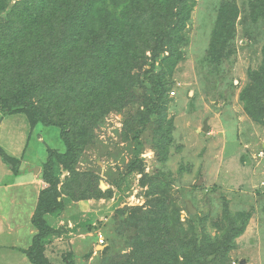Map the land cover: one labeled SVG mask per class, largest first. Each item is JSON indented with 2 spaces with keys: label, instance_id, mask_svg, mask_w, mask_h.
<instances>
[{
  "label": "rangeland",
  "instance_id": "1",
  "mask_svg": "<svg viewBox=\"0 0 264 264\" xmlns=\"http://www.w3.org/2000/svg\"><path fill=\"white\" fill-rule=\"evenodd\" d=\"M16 1L9 0V7ZM236 1L249 11V0ZM196 2L185 30V58L174 73L164 111L166 124L173 122L169 150L159 143L158 115L143 124L138 103L114 110L98 121L92 140L70 166L75 171L58 167L61 184L66 185L61 194L66 207L61 215L47 218L56 230L45 243V256L51 264H104L107 258L124 264L128 257L139 255L133 247L139 232L129 225V217L151 209L149 183L143 185V180H153L164 172L172 180L170 198H177L180 206L182 230L170 231L172 237L190 241L193 232L202 237L204 230L215 236L219 232L215 223L225 224L226 216L241 212L248 219L244 232L235 239L229 264H264V28L262 23L250 25L242 11L234 39L237 53L226 62L223 76L210 74L202 57L215 18L212 8L218 0ZM3 36L0 31L1 42ZM150 55L148 52L149 58L143 62L141 79L151 66ZM16 66L21 69L22 65ZM156 66L158 71L159 63ZM14 69V63L0 64V76L6 71L14 74ZM4 78L0 99L17 89L11 88L9 75ZM142 92L137 90L139 95ZM206 118L209 132L203 131ZM60 132L56 126L32 129L25 114L0 109L1 144L6 150H22L27 145L22 150L25 160L36 162L41 172L51 150L64 152L67 148ZM75 173L82 179L79 187ZM29 186L20 204V188L0 189V212L7 219L0 233V264H31L26 255L14 249V245L25 247L32 241L28 217L38 196H31L35 187ZM89 187L95 192L96 187L100 189L102 198H96L99 194L84 196ZM186 200L197 208L195 215L186 210ZM97 220L98 224L103 222L100 228H89ZM98 231L104 234V245L98 244Z\"/></svg>",
  "mask_w": 264,
  "mask_h": 264
},
{
  "label": "trees",
  "instance_id": "2",
  "mask_svg": "<svg viewBox=\"0 0 264 264\" xmlns=\"http://www.w3.org/2000/svg\"><path fill=\"white\" fill-rule=\"evenodd\" d=\"M196 3L19 0L10 8L9 0H0V31L4 34L0 41V64H15L14 74L6 71L4 75H9L11 88H17L0 99V109L25 114L32 129L59 127L67 147L64 152L51 150L43 165L46 186L31 219L36 233L24 252L31 264H51L45 256V243L56 230L47 218L61 215L66 207L61 195L66 185L61 184L58 167L63 165L70 170L104 116L138 103L143 124L151 123L153 116L158 115L159 143L169 150L173 122L168 120L166 124L164 111L174 73L185 58V30ZM213 7L211 13L215 18L202 62L210 74L223 76L226 62L237 53L234 39L242 11L250 25L257 27L262 23L264 28V0H249V11L247 6L243 10L236 0H218ZM148 52L151 66L141 79ZM4 75L0 76V88L7 79ZM261 81L264 84V78ZM138 89L143 90L142 95L137 93ZM0 155L18 175L20 160L1 147ZM167 157L168 152L163 160ZM76 179L72 184L76 182L79 187L82 179ZM171 181L165 172L153 180H143V185L149 183L151 209L129 217V225L139 232L133 245L139 255L128 257L124 264H229L230 253L236 248L235 239L244 232L247 216L230 213L227 223L214 224L219 231L215 236L204 230L202 237L193 232L190 241L178 240L170 235L174 229L182 230L178 199L170 198ZM101 192L97 187L96 192L89 187L84 196L99 194L96 198H102ZM102 224L97 220L89 228H100ZM192 227L195 228L194 224ZM167 236L171 237L167 240ZM108 261L109 258L105 259L104 264H115Z\"/></svg>",
  "mask_w": 264,
  "mask_h": 264
},
{
  "label": "crops",
  "instance_id": "3",
  "mask_svg": "<svg viewBox=\"0 0 264 264\" xmlns=\"http://www.w3.org/2000/svg\"><path fill=\"white\" fill-rule=\"evenodd\" d=\"M17 141H19V143L22 144L23 146L25 145L21 140H17ZM0 147L6 153L10 154L11 156L16 157L18 159L19 158L21 159L20 160L21 161V169L19 170V174L16 175L13 172L12 168L7 163H5V161L3 160L2 156L0 155V160L2 161V162H0V189L1 188L8 189V188L18 187V188H20L23 191L20 194H23V193H25L27 191V190H25V188L28 185H30L28 188H31V186L35 187V189H34L35 191L30 192L31 196H38L37 200H36V205L33 208H31V211L29 212V217L28 218H29V220H31L33 215H34L35 209L37 207V202H38V198H39L40 192L46 186L45 182L42 179L41 166H36L35 167L36 162L34 164L33 160L32 161H30L28 159L25 160V156L23 155V151L27 148V145L25 146V148L22 149L23 151L21 149L17 150L18 147L16 149L15 148L7 149L8 150L7 151L6 148L1 144V142H0ZM21 157H24V158H21ZM22 166H23V169H22ZM18 178H19V180L16 181V179H18ZM18 196H20V199H18L19 200L18 204H20V203H22L24 201L23 198L25 199L26 197H25L24 194H23V197L21 195H18ZM4 215L5 214L0 212V225H1V227H2L3 224L6 225L5 222H6L7 219L4 220L6 218V217H4ZM1 216L3 218V221L1 220ZM30 225H31L30 235L32 236V239H33V236L36 233V229L33 226L32 222H31ZM4 227H2L0 229V233L4 229ZM97 235H98V233H97ZM98 244H99V242H98ZM30 245H31V243L27 244L25 247H20L18 245H14V249H16L17 251L21 252L23 255H26L24 252L30 247ZM28 261L30 262L29 258H28Z\"/></svg>",
  "mask_w": 264,
  "mask_h": 264
},
{
  "label": "water",
  "instance_id": "4",
  "mask_svg": "<svg viewBox=\"0 0 264 264\" xmlns=\"http://www.w3.org/2000/svg\"><path fill=\"white\" fill-rule=\"evenodd\" d=\"M203 131L204 132H209L210 131L209 119L208 118H206V120L204 121ZM199 183H201V181ZM186 210L190 214H194L197 211V208L194 206V204H193V202L191 200H186ZM243 263H246V262L243 261Z\"/></svg>",
  "mask_w": 264,
  "mask_h": 264
},
{
  "label": "built area",
  "instance_id": "5",
  "mask_svg": "<svg viewBox=\"0 0 264 264\" xmlns=\"http://www.w3.org/2000/svg\"><path fill=\"white\" fill-rule=\"evenodd\" d=\"M173 94H174V92H173ZM261 155H264V150H263V152L261 153ZM98 242H99V244H101V245H104L105 242H106V239H105V237H104V234H103L101 231H98Z\"/></svg>",
  "mask_w": 264,
  "mask_h": 264
},
{
  "label": "clouds",
  "instance_id": "6",
  "mask_svg": "<svg viewBox=\"0 0 264 264\" xmlns=\"http://www.w3.org/2000/svg\"><path fill=\"white\" fill-rule=\"evenodd\" d=\"M101 245V244H100Z\"/></svg>",
  "mask_w": 264,
  "mask_h": 264
}]
</instances>
